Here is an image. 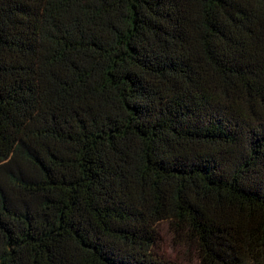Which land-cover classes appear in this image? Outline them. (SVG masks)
Listing matches in <instances>:
<instances>
[{
    "label": "trees",
    "instance_id": "16d2710c",
    "mask_svg": "<svg viewBox=\"0 0 264 264\" xmlns=\"http://www.w3.org/2000/svg\"><path fill=\"white\" fill-rule=\"evenodd\" d=\"M194 261L264 264V0H0V264Z\"/></svg>",
    "mask_w": 264,
    "mask_h": 264
},
{
    "label": "rangeland",
    "instance_id": "374dc122",
    "mask_svg": "<svg viewBox=\"0 0 264 264\" xmlns=\"http://www.w3.org/2000/svg\"><path fill=\"white\" fill-rule=\"evenodd\" d=\"M161 237H162V242L160 244V249L163 254H165L167 257L173 259V260H178V261H184V254L181 253L182 249L175 248L173 247L172 244V239L169 235L168 229L166 225L161 226ZM189 264H197L196 261L194 263H189Z\"/></svg>",
    "mask_w": 264,
    "mask_h": 264
}]
</instances>
